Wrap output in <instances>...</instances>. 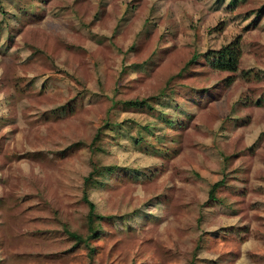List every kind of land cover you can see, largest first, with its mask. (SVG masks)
<instances>
[{
    "label": "rangeland",
    "instance_id": "374dc122",
    "mask_svg": "<svg viewBox=\"0 0 264 264\" xmlns=\"http://www.w3.org/2000/svg\"><path fill=\"white\" fill-rule=\"evenodd\" d=\"M235 1L0 0V264H264V0Z\"/></svg>",
    "mask_w": 264,
    "mask_h": 264
},
{
    "label": "trees",
    "instance_id": "16d2710c",
    "mask_svg": "<svg viewBox=\"0 0 264 264\" xmlns=\"http://www.w3.org/2000/svg\"><path fill=\"white\" fill-rule=\"evenodd\" d=\"M235 1V0H234ZM236 2V1H235ZM241 48L239 42H233L230 45L224 46L221 50H211L205 56H207V60L209 63H211V67L217 71H224V72H231L235 73L237 72L238 65L241 58ZM200 57L195 56L190 62L191 64H194ZM233 79H231V82ZM149 101H152V98L146 99L142 102H139L138 100H129V101H123V100H114L113 103L116 108L124 109H132L137 107H144L149 105ZM169 123H173L171 120L167 121ZM151 125H147L144 127L148 133L152 132V129H150ZM141 130L142 127H140ZM145 131V130H144ZM101 131L97 133L95 136V140H98L100 137ZM139 134L141 135V138L144 137L143 133L139 131ZM138 134V135H139ZM143 136V137H142ZM98 174L97 168H94L92 173L89 174L87 178H85V191L83 200L88 205L89 212L87 215V226H88V234L83 237L79 233H76L74 231H71L66 227V233L73 238L77 243H84L88 250L90 257L92 258L95 253V248L92 247V241L96 240L100 237L101 232V225L100 222L104 221V217L99 215L97 213V207L93 201L90 200L89 197V189L91 185L93 184V181L95 177ZM223 182H217L213 185L211 191H210V199L215 200L217 198L216 193L218 189L221 187V184Z\"/></svg>",
    "mask_w": 264,
    "mask_h": 264
}]
</instances>
